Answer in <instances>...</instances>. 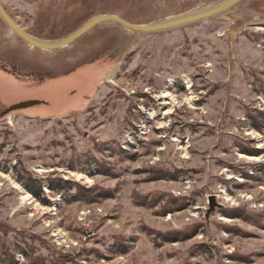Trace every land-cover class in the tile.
Returning a JSON list of instances; mask_svg holds the SVG:
<instances>
[{
	"label": "rangeland",
	"instance_id": "374dc122",
	"mask_svg": "<svg viewBox=\"0 0 264 264\" xmlns=\"http://www.w3.org/2000/svg\"><path fill=\"white\" fill-rule=\"evenodd\" d=\"M218 1L0 6L53 42L96 15L147 24ZM0 145V241L23 233L40 264H264V0L145 35L104 22L49 51L0 16ZM58 178L112 196L68 202L47 189Z\"/></svg>",
	"mask_w": 264,
	"mask_h": 264
},
{
	"label": "water",
	"instance_id": "95a60500",
	"mask_svg": "<svg viewBox=\"0 0 264 264\" xmlns=\"http://www.w3.org/2000/svg\"><path fill=\"white\" fill-rule=\"evenodd\" d=\"M240 0H221L212 4H209L202 8H196L184 13H187L186 15L181 16L176 15L174 17H171L170 19L160 20L158 22L154 23H147V24H133L130 23L123 18L112 15V14H103V15H96L91 18H89L87 21H85L82 25H80L77 29H75L73 32L68 34L67 36L63 37L62 39L53 41V42H47L42 41L37 38H34L24 32L21 28H19L15 22L7 15L5 10L0 6V16L1 18L7 23L9 28L15 33L19 38L26 41L28 44H30L33 47L43 49V50H54L61 48L71 42H73L75 39L83 35L85 32L90 30L93 26L104 23V22H116L122 27L138 34V35H145L150 34L154 32L164 31L188 24H192L195 22H198L200 20H203L205 18H209L211 16L217 15L226 9L230 8ZM196 10V11H194ZM181 13V14H184ZM20 107V106H15ZM220 206L215 200V196H209L208 197V209L206 212V216L215 208Z\"/></svg>",
	"mask_w": 264,
	"mask_h": 264
},
{
	"label": "trees",
	"instance_id": "16d2710c",
	"mask_svg": "<svg viewBox=\"0 0 264 264\" xmlns=\"http://www.w3.org/2000/svg\"><path fill=\"white\" fill-rule=\"evenodd\" d=\"M24 106V105H21ZM10 108H17L15 106H11ZM2 145H0V148ZM256 152V151H252ZM73 162H78V159H73ZM96 162V161H95ZM89 161H84V165H90ZM69 166L75 167L73 164H69ZM103 171V170H102ZM103 172H109L107 170ZM19 173V172H17ZM160 176H165V175H157V178ZM177 175H172V177H176ZM18 179L23 183V186L29 191V193L36 198L38 201L42 203L47 202V198H45L42 187H41V181L32 178L29 174L27 173H19ZM47 189L52 193L55 192L59 194L63 199L66 201L70 202L73 200H89L87 198H94L97 199V197H103V198H108L111 197V193H104V191L94 193L93 191L91 192V189H84L83 187L79 186L78 184H74L69 180H64L61 178L58 179H49L47 180ZM236 213H233V212ZM229 213L233 214H228L229 216L235 217V216H242L241 213L237 214V210L229 211ZM15 234L20 235V231L18 229H12ZM196 230V229H195ZM194 232V231H193ZM7 235V231L5 230V236ZM22 238L21 239H16L13 238V240L9 241H0V264H18V261L16 260V254L19 253L21 254L27 261L30 262V264H40V259L43 258L45 259L44 256H33L30 250L29 253V247L27 243L25 242V238L23 236V233L21 234ZM33 256V257H32ZM53 258H51L52 260Z\"/></svg>",
	"mask_w": 264,
	"mask_h": 264
},
{
	"label": "crops",
	"instance_id": "0c3cea01",
	"mask_svg": "<svg viewBox=\"0 0 264 264\" xmlns=\"http://www.w3.org/2000/svg\"><path fill=\"white\" fill-rule=\"evenodd\" d=\"M41 50V49H40ZM43 50V49H42ZM45 51H49V50H45ZM28 57L29 58H31L30 57V55L28 54ZM27 58V57H26ZM28 69H31V71H32V73H33V75H32V77H36V76H38V75H40V71H39V73L37 72V74L35 75V71L33 70V68L32 67H29V65H26V70H28ZM42 75H44V74H42ZM46 75V74H45ZM39 77V76H38ZM40 79H37L36 81H40L41 80V77H39ZM76 78H78V76L77 77H73V79H76ZM13 103H11V104H9V105H7V107H5V108H8L10 105H12ZM5 109H3L2 111H4Z\"/></svg>",
	"mask_w": 264,
	"mask_h": 264
},
{
	"label": "bare ground",
	"instance_id": "6f19581e",
	"mask_svg": "<svg viewBox=\"0 0 264 264\" xmlns=\"http://www.w3.org/2000/svg\"><path fill=\"white\" fill-rule=\"evenodd\" d=\"M186 10H187V9H186ZM195 11H196V10H195ZM186 14H187V13H185V14H181V16H179V17H182V16H184V15H186ZM93 62H94V61H93ZM96 62H97V61H96ZM91 70H92V69H91ZM91 70H90V71H91ZM94 70H95V69H93V71H94ZM90 71H89V73H90ZM91 72H92V71H91ZM86 74H87V73H86ZM90 74H91V73H90ZM79 75H80V73H79ZM83 76H84V75H82V77H83ZM82 77H80V78H82ZM85 77H86V76H85ZM85 77H84V78H85ZM84 78H83V79H84ZM81 80H82V79H81ZM95 80H96V79H95ZM82 82H83V80H82ZM82 82H81V83H82ZM81 83H80V84H81ZM81 85H82V84H81ZM18 86H19V85H18ZM21 88H24V87H21ZM80 88H81V87H80ZM18 89H19V88H18ZM18 92H19V91H18ZM56 92H57V91H55V93H56ZM20 93H21V92H20ZM53 94H54V93H53ZM163 96H165V94H164Z\"/></svg>",
	"mask_w": 264,
	"mask_h": 264
}]
</instances>
